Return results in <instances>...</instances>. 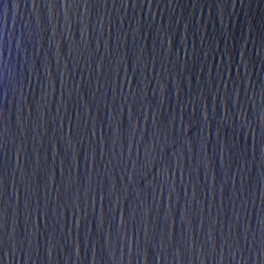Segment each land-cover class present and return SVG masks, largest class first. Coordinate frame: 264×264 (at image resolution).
<instances>
[{
	"label": "water",
	"instance_id": "1",
	"mask_svg": "<svg viewBox=\"0 0 264 264\" xmlns=\"http://www.w3.org/2000/svg\"><path fill=\"white\" fill-rule=\"evenodd\" d=\"M0 264H264V0H0Z\"/></svg>",
	"mask_w": 264,
	"mask_h": 264
}]
</instances>
